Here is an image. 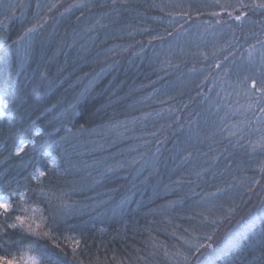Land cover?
<instances>
[{
  "label": "trees",
  "instance_id": "16d2710c",
  "mask_svg": "<svg viewBox=\"0 0 264 264\" xmlns=\"http://www.w3.org/2000/svg\"><path fill=\"white\" fill-rule=\"evenodd\" d=\"M261 2L0 0V258L264 264Z\"/></svg>",
  "mask_w": 264,
  "mask_h": 264
},
{
  "label": "snow or ice",
  "instance_id": "6c2138e0",
  "mask_svg": "<svg viewBox=\"0 0 264 264\" xmlns=\"http://www.w3.org/2000/svg\"><path fill=\"white\" fill-rule=\"evenodd\" d=\"M256 7L264 8V2H261V3L257 4ZM252 86L254 88L256 87L255 81H253ZM258 91H264V89H258ZM38 134L39 133H37V135ZM21 150H22V148L21 149H18V153ZM40 175H43V173H40ZM13 195H15V194L13 193ZM10 199H11L10 196L0 197V215L7 216V214L9 213V211L11 209V204L9 202ZM15 219H16V221L19 222V225L20 226H23L24 225L25 221H24V219L22 217L16 216ZM8 227L9 228H16L17 227V224L16 223H12V224H9ZM201 247H203V245H201ZM0 264H14V262L12 260H5L3 258H0ZM30 264H36V261L33 259V260H31Z\"/></svg>",
  "mask_w": 264,
  "mask_h": 264
}]
</instances>
